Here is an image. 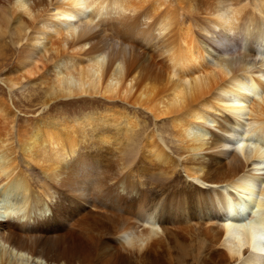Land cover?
<instances>
[{
    "label": "bare ground",
    "instance_id": "1",
    "mask_svg": "<svg viewBox=\"0 0 264 264\" xmlns=\"http://www.w3.org/2000/svg\"><path fill=\"white\" fill-rule=\"evenodd\" d=\"M208 1H186L192 14L182 22L181 8L166 9L175 0H0V34L16 50L0 80L9 92L45 72L55 96L119 99L168 119L179 153L175 164L152 129L131 168L102 185L101 164L86 156L104 149L96 131L110 128L93 123L83 140L88 114L27 126L0 104V264H193L202 250L201 264H264V0ZM104 30L126 45L172 40L148 61L161 73L158 90L124 52L95 46ZM113 112L119 118L102 115V125L137 126ZM146 159L172 162L158 171L171 184L183 172V186L150 187Z\"/></svg>",
    "mask_w": 264,
    "mask_h": 264
},
{
    "label": "rangeland",
    "instance_id": "2",
    "mask_svg": "<svg viewBox=\"0 0 264 264\" xmlns=\"http://www.w3.org/2000/svg\"><path fill=\"white\" fill-rule=\"evenodd\" d=\"M154 1L155 0H150V1L135 0V2L142 5L149 3L155 4ZM157 1L163 3L162 0H157ZM186 1L189 3L193 2L194 4L198 5L204 0H186ZM186 1L175 0V2H173V5H171V8L168 5L167 6L168 8L166 7V9L170 11L171 14H174L175 13L174 10H178L179 8H181L182 11H184L185 13L184 16L186 17L181 19L180 21L188 22L187 20H189L188 18L191 17L192 13L187 10L188 3ZM210 1L212 4L216 2V0H210ZM218 1L224 2L223 5L225 6H229L231 5L230 2H234L236 0H218ZM237 1L239 2L240 5L241 4L243 5L245 4V2L247 3L250 0H237ZM207 3H209V1ZM179 5L184 6V9ZM163 7L164 6H162L161 9ZM186 10L188 12H186ZM95 36L93 37L95 39H93L92 41L96 47L98 46L99 48L107 47L111 49L112 52L115 53L116 55L117 52H119L118 54L124 52L126 58L129 61H132V63L134 61V64H136L137 66L139 65L141 67V71L144 74V78H142V84L144 83L153 84L155 87L157 86L156 87L157 90L159 89L160 87L159 84L161 85L159 81H162L161 73L158 72L157 69H154L153 66L148 65V61L149 60L151 61L153 57H155V59H159L166 55V53H162L163 51L160 50V47L161 45L168 43L167 39L171 40L170 38H168V36L164 37L163 39L159 38L160 39L159 41L158 39L155 40L152 39L153 42L150 43H146L145 41L140 40L139 38L131 39V43H129V45L123 43L110 30L100 31L98 32V34L96 33ZM0 37H1L0 47L2 48V49L0 48V50H3L4 53L6 54L5 57L0 61V80H1L2 78L4 79V76H6V71H8L14 66L16 61V55H15L16 50H14L15 45L14 46L13 44L11 45V41L9 40L10 39L9 35L4 33L2 35L0 34ZM161 40L164 42H161ZM16 73H10L9 76L14 77ZM146 78L147 81H145ZM21 82L23 84L26 83L25 85H23V88L21 90L15 89L12 92H9L6 85L2 81H0V104H4V105L6 104L12 107V109L15 112V121H17L18 123H21L22 125L25 124L28 126L30 123L32 125H35L42 122H50V121L62 122L65 120L68 123L77 124V122H81L83 120L84 118L83 115L88 114L90 118L85 123H82L84 125L81 128L83 140L85 139V136L88 135L89 130L92 129L93 123H94L93 128L96 130H99L101 127L111 129L106 131H96V135L100 136L102 134V136H106L108 138V144L106 143L102 144L104 146V149L102 150L101 148L100 150L101 152L99 151V154L93 155L91 151L87 149L90 152L87 153L88 156H86V158L88 160H96L101 164L102 167L101 173H103L104 176L102 178L103 181L102 185H106V183L109 184L116 182L119 178L118 172L121 169L123 172H127V170L131 168L129 159H131L133 156H136L137 151L135 150V148L137 144L141 146L142 145L141 141L144 140L146 133L152 129H156V128L158 129V131L161 134L162 137L161 140L163 144H165V147L170 148V151L168 149L166 151L167 153H171L170 155L172 158V162L175 163V161H173L175 160L174 157L176 158L177 155L179 154L177 151L178 144H176L177 142H175L172 126L168 119L158 118L157 121L155 122L152 116L149 114V112L144 111L139 107H133L129 104H125L121 102L119 99L109 100L100 97L99 95L89 96L86 94L71 98L69 97L61 98L59 96H55L54 93L50 92V90H47L49 89L48 84L49 82H51V79L45 72L42 75L40 74L39 77L38 75H35V76H29L26 79L23 78L21 79ZM115 109H118L121 112H126V114L133 119H134L133 116H136L137 126L135 128H131L129 122H127L128 124H126L125 122L126 119L123 118L119 119L120 121L119 123L117 122L118 123L117 127H115L111 123H106L102 125L99 120V118L102 115H106V117L111 120L119 118V114L113 112V110ZM130 140H133L134 142L133 141L131 142ZM127 143L130 144L132 143L131 145L132 147L130 146V144L126 146ZM139 156L140 154L138 155V157ZM142 159L143 158H139L140 161ZM147 161L148 160L146 159L145 162L147 164L148 169H150L151 171L154 168L152 172L155 171L152 173L151 176L148 175L144 179L150 184V187H153L157 191H159L162 188H166L168 189V191H170L173 188L183 186V182L185 178V174L183 172H179L177 174L178 179L174 184H171V182H167L166 180L164 181V179L161 176V173L159 172L161 169H164L163 167L167 169V167L172 162H170L169 164L167 163L166 165L168 166H166L165 164L160 165L159 162L153 161L152 162L153 166H150L151 162L150 161L147 162ZM17 163H18V169L20 167L23 168L26 166V163L23 162L22 160H19ZM172 164L170 166H173ZM131 175L132 174H130L129 177V179L131 180L132 179L136 180L138 177L137 174H135L134 176ZM100 210L102 209L100 208ZM109 236L110 234H106L105 240ZM195 236H198L196 232H195ZM198 238L199 241L201 240V237H197L195 238L196 240L192 244H196ZM204 252L205 250H202V252L195 257V260L192 263L201 264L200 258L202 257Z\"/></svg>",
    "mask_w": 264,
    "mask_h": 264
}]
</instances>
